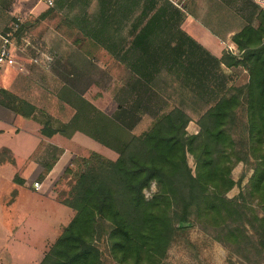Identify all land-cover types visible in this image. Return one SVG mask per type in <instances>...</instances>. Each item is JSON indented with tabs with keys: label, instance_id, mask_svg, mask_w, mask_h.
<instances>
[{
	"label": "rangeland",
	"instance_id": "obj_1",
	"mask_svg": "<svg viewBox=\"0 0 264 264\" xmlns=\"http://www.w3.org/2000/svg\"><path fill=\"white\" fill-rule=\"evenodd\" d=\"M149 1L51 0L49 5L46 0H0V34L11 29L13 60V64L0 65V86L35 106L31 118L15 113L16 117L10 118L17 132L9 126L10 131L0 134V194L6 188L2 175L10 170L15 178L21 179V174L34 178L31 189L25 190L13 177L8 197L17 191V201L10 211L0 205L2 264H37L69 222L73 210L62 200L68 195L73 176L65 170L76 171L78 158L96 151L114 159L132 135L147 129L172 106L189 115L187 132L195 133L196 121L216 96L247 80L242 68H228L224 78L218 72L200 77L197 73L203 71L193 67L190 52L186 53L188 64L181 62L180 69L170 65L174 53L143 52L141 43L150 49L170 36L160 27L164 32L157 37L159 31L152 33V23L146 21L142 26L137 20L141 13L146 16L152 12ZM168 1L181 11L192 4V0ZM198 7L196 3V10ZM48 8L53 12L40 17ZM248 9L253 8L248 5ZM16 20L22 25L18 38L12 34ZM227 50L224 45L223 51ZM149 60H158V64L150 69ZM44 125L58 132L47 136L41 132ZM48 164L51 167L46 172ZM188 164H194L190 155ZM242 172L246 176L238 182ZM249 174L243 163L235 164L232 177L237 183L227 193L229 197L239 193ZM152 190H145V195ZM41 207L48 215L43 222L36 220ZM100 248L103 264H113L103 243ZM165 262L249 264L232 256L227 247L198 227L176 234Z\"/></svg>",
	"mask_w": 264,
	"mask_h": 264
},
{
	"label": "trees",
	"instance_id": "obj_2",
	"mask_svg": "<svg viewBox=\"0 0 264 264\" xmlns=\"http://www.w3.org/2000/svg\"><path fill=\"white\" fill-rule=\"evenodd\" d=\"M253 4L257 25L244 24L231 36L237 52L219 56L225 67L244 69L247 80L230 86L205 109L195 133L187 132L189 115L172 106L132 135L114 159L96 151L78 158L76 171L65 170L73 180L62 200L74 214L38 264H103L100 243L113 264H167L174 237L190 227L207 233L232 256L249 264L262 262L264 9ZM52 12L48 8L40 17ZM21 33L18 23L12 34L18 38ZM146 45H139L143 52ZM149 61L150 69L158 64ZM0 105L22 118H31L35 111L33 104L4 87ZM41 132L52 136L58 130L44 125ZM239 162L250 174L239 193L229 197L237 183L232 169ZM245 176L242 172L238 182Z\"/></svg>",
	"mask_w": 264,
	"mask_h": 264
},
{
	"label": "crops",
	"instance_id": "obj_3",
	"mask_svg": "<svg viewBox=\"0 0 264 264\" xmlns=\"http://www.w3.org/2000/svg\"><path fill=\"white\" fill-rule=\"evenodd\" d=\"M148 3L152 6V12L150 15L148 14L146 16L145 13H141L137 20H140L142 26L145 25L146 21L152 23L154 27L152 33L154 32L155 34L159 31L157 37L161 36L164 30L165 32L168 31L170 36L168 41L162 39L161 44L149 45L150 49L148 45H146L148 49L145 51L154 53H174L172 55L173 62L171 61L170 65L172 67L175 65V67H179V69L182 68L181 62L185 61L188 64L186 53L190 52L192 54L191 63L193 67L203 71V73H197L200 77L213 76L216 75V72L223 78L228 76L230 69L219 62V56L224 50V45H227L229 51L235 53L233 50L236 49V46L232 42L231 36L240 30L246 23H251L252 26L257 25L255 17L256 6L249 0H192V4L186 11L179 10L168 0H150ZM196 3L200 4L198 10H196ZM193 4L194 7H192ZM248 5L252 6L253 9L251 11L248 9ZM160 27L164 30H159ZM241 70L245 72L244 69ZM211 71L212 73H210ZM190 76L194 77L195 75L189 74V77ZM1 87L2 86H0V88ZM218 97L219 95L216 96V99ZM14 116L16 117L12 111L0 105V134L10 131V129L7 130L9 126H12L11 129L14 130V133L17 132L15 125H12L9 121L10 118H14ZM1 125H4L5 128H1ZM2 161L3 160H0V162ZM8 161L10 162L11 160L8 159ZM49 173L50 172H48L44 178H47ZM14 175L16 174L11 172V170L8 174L2 175V178L6 181L4 184L6 188H4V191L7 195L5 192L0 194L3 195V200L0 201V205H4V208L9 209V211L11 206L15 205L18 197L17 191L15 196L12 197L13 199L8 197L12 192L9 186ZM18 177L22 179V183L20 184L22 189H31V182L34 180L32 174L27 176L21 174ZM42 194L45 193L42 192ZM38 211L36 220L43 222L48 219V215L43 212L45 208L41 207ZM23 213L25 212L23 211ZM73 214L71 213L70 216L72 217ZM7 235L10 236V232ZM0 264L2 263L0 262Z\"/></svg>",
	"mask_w": 264,
	"mask_h": 264
},
{
	"label": "built area",
	"instance_id": "obj_4",
	"mask_svg": "<svg viewBox=\"0 0 264 264\" xmlns=\"http://www.w3.org/2000/svg\"><path fill=\"white\" fill-rule=\"evenodd\" d=\"M253 3L264 6V0H251ZM46 2L50 5L51 0H46ZM262 8V7H261ZM264 9V8H263ZM18 21L16 20L13 23V30H15L18 26ZM10 33L7 32L3 35L0 34V65L7 63L13 64V60L10 58Z\"/></svg>",
	"mask_w": 264,
	"mask_h": 264
}]
</instances>
